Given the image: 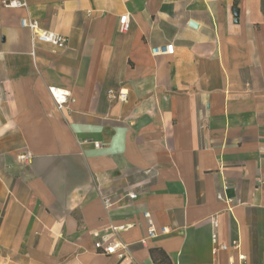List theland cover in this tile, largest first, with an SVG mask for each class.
I'll return each mask as SVG.
<instances>
[{
  "label": "crops",
  "instance_id": "1",
  "mask_svg": "<svg viewBox=\"0 0 264 264\" xmlns=\"http://www.w3.org/2000/svg\"><path fill=\"white\" fill-rule=\"evenodd\" d=\"M0 264H264V0H0Z\"/></svg>",
  "mask_w": 264,
  "mask_h": 264
},
{
  "label": "built area",
  "instance_id": "2",
  "mask_svg": "<svg viewBox=\"0 0 264 264\" xmlns=\"http://www.w3.org/2000/svg\"><path fill=\"white\" fill-rule=\"evenodd\" d=\"M6 7L9 8H18L23 6L18 1H10L8 3H5ZM128 16H123L120 18V30L122 32L126 31L128 28ZM21 25L24 28L29 29L33 33V41L38 42V43H43V44H49L53 47H55L58 50L65 51L68 48V38L64 35L56 34L53 32H48L44 31L41 29L40 24L37 20H28V19H23L21 21ZM152 54L154 55H172L174 54V45L173 44H167L164 46L160 47H155L152 48ZM49 92L52 95L53 99L55 100L57 106L59 109H63L70 100V94L66 91L57 89L55 87L49 88ZM107 98L110 101L113 100H119L121 102L127 101L128 98V93L125 90H119V91H114L110 90L107 93ZM24 161H30L31 155L27 154L21 157ZM125 197H127L130 200H135L138 198V194L130 191L128 192ZM218 199L219 200H224L225 195L224 193H219L218 194ZM104 204L107 209L111 208L114 203L108 199L104 198ZM143 216L147 221V226H148V237L147 239H152L157 236V229L155 227V224L153 222L151 213L149 211H144ZM218 220L213 219V225L215 228L218 227ZM126 229L125 226H120V227H113L112 230L114 231L115 235L118 233L124 231ZM163 233H166L167 230L163 229ZM147 239H144L142 241L143 245H146ZM212 241L215 245V248L213 250V255L216 256L219 251L227 252L229 251L230 247L228 245H218V236L216 234L213 235ZM239 244H235L234 246L237 247ZM95 249L104 255L112 256L116 255L119 259H124L129 251V247L127 244L121 242L118 238H112L108 234H105L96 241L95 243ZM240 259L242 261L245 260L244 256H240Z\"/></svg>",
  "mask_w": 264,
  "mask_h": 264
}]
</instances>
